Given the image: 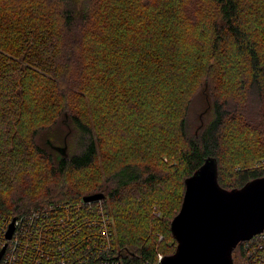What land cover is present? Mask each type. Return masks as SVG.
<instances>
[{
  "label": "trees",
  "instance_id": "trees-1",
  "mask_svg": "<svg viewBox=\"0 0 264 264\" xmlns=\"http://www.w3.org/2000/svg\"><path fill=\"white\" fill-rule=\"evenodd\" d=\"M206 159L264 175V0H0V214L102 193L124 264H155Z\"/></svg>",
  "mask_w": 264,
  "mask_h": 264
},
{
  "label": "built area",
  "instance_id": "built-area-1",
  "mask_svg": "<svg viewBox=\"0 0 264 264\" xmlns=\"http://www.w3.org/2000/svg\"><path fill=\"white\" fill-rule=\"evenodd\" d=\"M242 242L249 264H264V231ZM0 264H124L108 199L0 214Z\"/></svg>",
  "mask_w": 264,
  "mask_h": 264
},
{
  "label": "water",
  "instance_id": "water-1",
  "mask_svg": "<svg viewBox=\"0 0 264 264\" xmlns=\"http://www.w3.org/2000/svg\"><path fill=\"white\" fill-rule=\"evenodd\" d=\"M52 147L65 155V145ZM216 171L215 161L206 159L185 179L181 206L170 223L175 250L155 264H233L236 245L264 231V175L226 189Z\"/></svg>",
  "mask_w": 264,
  "mask_h": 264
},
{
  "label": "rangeland",
  "instance_id": "rangeland-1",
  "mask_svg": "<svg viewBox=\"0 0 264 264\" xmlns=\"http://www.w3.org/2000/svg\"><path fill=\"white\" fill-rule=\"evenodd\" d=\"M262 162H263V164H264V160H261V161L258 162V163L256 162V163L254 164V167L258 166V164H259V163H262ZM225 169H226V168H225Z\"/></svg>",
  "mask_w": 264,
  "mask_h": 264
}]
</instances>
